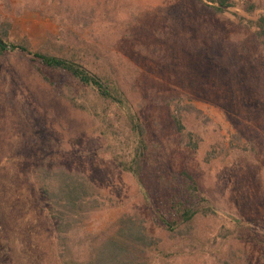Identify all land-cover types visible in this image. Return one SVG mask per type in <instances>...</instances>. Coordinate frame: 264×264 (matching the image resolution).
Listing matches in <instances>:
<instances>
[{
  "label": "rangeland",
  "instance_id": "rangeland-1",
  "mask_svg": "<svg viewBox=\"0 0 264 264\" xmlns=\"http://www.w3.org/2000/svg\"><path fill=\"white\" fill-rule=\"evenodd\" d=\"M183 1L0 0V29L40 49L50 36L78 31L69 18L83 17L78 29L110 50L124 89L160 144L178 140L170 133L177 108L202 112L190 124L203 137L199 152L174 150V162L188 167L209 205L248 223L264 212V44L243 11L212 17L186 5L177 10ZM48 8L65 21L52 20ZM104 150L90 116L44 83L28 58L11 49L0 55V264H54L55 233L24 182L51 159L98 179L111 197L87 223L83 240L113 235L118 214L139 209L138 183ZM198 228L213 240L224 233L221 222L200 220ZM248 250L252 257L262 252ZM218 258L168 264H219Z\"/></svg>",
  "mask_w": 264,
  "mask_h": 264
},
{
  "label": "trees",
  "instance_id": "trees-1",
  "mask_svg": "<svg viewBox=\"0 0 264 264\" xmlns=\"http://www.w3.org/2000/svg\"><path fill=\"white\" fill-rule=\"evenodd\" d=\"M238 2L185 0L177 10L186 5L211 12L212 17L232 8L241 10L255 22L254 35L264 44V0ZM47 11L52 20L65 21L59 11ZM80 18H69L78 31L50 36L48 45L40 49L26 41H11L9 31L0 29L5 43H0V55L8 49L18 51L32 62L44 83L73 109L90 116L105 149L102 154L138 183L140 207L118 214L113 235L101 233L91 243L83 240L87 223L111 197L98 179L83 170L54 159L40 164L24 182L35 189L46 209L43 218L55 233L56 253L50 260L54 264H168L179 258L218 255L219 264H264V212L248 223L232 219L208 204L187 166L174 162V150L199 152L203 137L190 124L202 112L191 105L177 108L170 117V133L178 140L175 145L160 144L150 132V119L138 112L136 100L124 89L110 50L100 48L90 32L78 29L84 21ZM200 220L221 222L224 233L214 240L204 236L198 228ZM249 247L262 252L252 257Z\"/></svg>",
  "mask_w": 264,
  "mask_h": 264
},
{
  "label": "water",
  "instance_id": "water-1",
  "mask_svg": "<svg viewBox=\"0 0 264 264\" xmlns=\"http://www.w3.org/2000/svg\"><path fill=\"white\" fill-rule=\"evenodd\" d=\"M0 43H1V44H5L2 40H0Z\"/></svg>",
  "mask_w": 264,
  "mask_h": 264
}]
</instances>
